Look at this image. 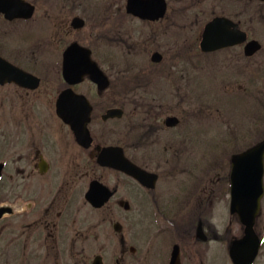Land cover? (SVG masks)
Here are the masks:
<instances>
[{
  "label": "rangeland",
  "instance_id": "1",
  "mask_svg": "<svg viewBox=\"0 0 264 264\" xmlns=\"http://www.w3.org/2000/svg\"><path fill=\"white\" fill-rule=\"evenodd\" d=\"M29 1L37 7L36 16L48 25L47 36L53 31L54 35L64 32V29L60 31L59 25H50V20L58 18V13L54 12L57 9L65 13L60 17L81 16L88 21V30L83 32L87 34L84 41L91 44L94 59L111 76L113 85L110 91L119 89L120 77L138 74L148 65L153 49L159 47L153 43L163 41L160 43L162 47L165 40L171 39L172 45L169 50L165 45V52L179 57L173 70L178 79L174 85V106L176 110L188 107L184 114H189L190 136L187 143H182L178 139L182 135L175 132L171 135V143L161 144L157 152L162 153L163 147L168 146L174 169L185 171L169 186L175 201L173 207L182 205L181 202L185 206L186 200L190 203L198 201L203 196L198 191L199 186L205 187L207 211L209 198L213 197L217 205L215 220L208 212L206 215L207 234L214 241L208 243L193 239L194 242L188 243L183 251L179 264H233L227 240L242 237L244 227L237 216L230 213L227 180L231 171L230 161L235 153L264 140V3L249 0H167V20L159 25H148L131 17H121L126 12L127 0ZM217 15L241 20L251 37L261 41L263 50L253 59L245 58L240 49L210 56L202 54L195 41L200 38L205 24ZM59 21L60 18L56 20L57 23ZM121 29L127 33L123 34ZM91 30L93 37L89 33ZM67 40L70 42L72 39L67 37ZM182 74L185 75L184 81ZM80 89L96 91L97 88L85 83ZM137 118L134 109L129 108L119 122L130 142L135 135L133 127ZM183 127L180 126L179 131ZM60 179L64 184L67 182L62 193L64 203L70 185L74 184L69 176L63 175ZM84 185L81 184L76 192L75 202L66 209L65 206L62 208V212H66L61 218L59 239L54 235L46 239L41 222L35 220V217L40 218L39 213L35 215L34 212L28 217L17 214L10 228L14 253L10 258H0V264H93L97 255L103 256L105 264H169L173 251L171 242L176 239L166 231L154 210H140L135 204L130 210L91 209L84 200ZM182 186H185V191H182ZM43 209V213L50 210L54 221L56 213L53 206L44 205ZM116 223L123 227L125 244L114 229ZM256 232L264 241V197ZM131 247H135L137 252L132 253ZM256 264H264V244Z\"/></svg>",
  "mask_w": 264,
  "mask_h": 264
},
{
  "label": "flooded vegetation",
  "instance_id": "2",
  "mask_svg": "<svg viewBox=\"0 0 264 264\" xmlns=\"http://www.w3.org/2000/svg\"><path fill=\"white\" fill-rule=\"evenodd\" d=\"M166 2V14L157 20L140 18L128 13L127 9L121 17H131L148 25H159L168 18L169 4L167 0ZM37 12L36 7L29 19L10 20L5 15L0 16V57L14 66L20 77L19 81L0 82V258H10L14 253V239L10 228L17 214L22 213L28 217L34 212L35 215L39 213L40 218L34 217L41 222L38 225L42 227L46 239L52 238V235L59 239L62 232L61 218L66 212L63 213L62 208L65 206L66 209L75 202V194L83 183L86 184L82 189L84 200L91 209L130 210L131 205L135 204L140 210H154L166 226V231L176 239L171 242L173 251L169 264H174L176 255L175 264L181 262L183 251L193 239L205 242L209 238L208 243L214 241L207 234L206 220L207 212L214 220L216 218L217 205L214 198H209L207 211L205 187L199 186L198 191L203 196L198 201L190 203L186 200L185 206L181 202L183 206L178 204L173 207L175 201L171 197L169 186L175 177L176 180L179 179L185 171L174 169L168 146L163 147L162 153L157 152L161 144L171 143V135L175 132L182 135V138H178L182 143H187L190 136L189 114H184L188 107L182 106L176 110L174 106V85L178 79L173 70L179 57L175 53L165 52V45L167 50L172 45L171 39L165 40L162 47L160 43L163 41L153 43L155 46L159 44V47L153 49L148 65L145 63L138 74L120 77L117 84L119 89L110 91L113 85L111 76L94 59L91 44L84 41L87 34L83 32L88 30V21L81 16L60 17L65 13L62 9H57L54 12L58 13L60 21L57 23L58 18L52 19L50 25H59L60 31L64 29V32L62 35H54L53 31L52 35L47 36L48 25L43 24L44 21L36 16ZM228 18L238 25V30L246 34V41L231 48L206 53L201 49L200 35L195 41L198 50L210 56L226 50L240 49L245 58H255L263 50L261 41L251 37L241 20ZM121 32L127 33L123 29ZM89 33L91 37L94 36L92 30ZM67 37L72 40L66 41ZM252 41H258L261 49L254 56L248 57L246 46ZM73 45L90 51L91 60L109 81L107 89L101 90L88 75L81 82L66 80L65 53ZM155 54L160 55L159 61L154 60ZM14 71L13 69L12 75ZM184 78L185 75L182 74V81ZM85 83L96 87V91L80 89ZM63 93H68L71 97L86 98L92 108L87 126L89 139H85L83 143L58 114V101ZM129 108L134 109L138 117L133 127L135 135L132 142L119 124ZM111 110H118L115 117H108ZM180 113L182 116H179ZM172 119L176 121H171ZM182 125L184 127L179 131ZM111 148L114 150L111 151ZM236 154L238 153L234 155ZM107 158L119 160L124 169L106 164ZM126 160L143 171L140 178L138 173L133 175L129 172L132 168L126 166ZM63 175L69 176L70 182L74 184L70 185L64 203L62 193L67 182L64 184L60 179ZM227 180L230 189V178ZM181 189L186 190L185 186ZM91 190H94L96 200L102 203L99 208L88 200ZM44 205L53 206L56 213L54 221L50 210L46 209L43 213ZM114 229L123 235L121 223H116ZM121 238L125 244L126 239L124 236ZM55 247L58 250L57 245ZM130 251L137 252L135 247H131ZM97 258L100 259L99 264H105L102 255H97L93 264Z\"/></svg>",
  "mask_w": 264,
  "mask_h": 264
},
{
  "label": "water",
  "instance_id": "3",
  "mask_svg": "<svg viewBox=\"0 0 264 264\" xmlns=\"http://www.w3.org/2000/svg\"><path fill=\"white\" fill-rule=\"evenodd\" d=\"M264 1V0H261ZM166 0H128L127 11L143 19L157 20L165 16L167 11ZM35 7L25 0H0V15L3 13L9 19L30 18ZM81 19H76V21ZM231 20L217 17L204 29L201 48L204 52H214L231 47L246 41L244 32L237 29ZM261 49L257 41L246 46V54L253 55ZM155 61L160 55L153 56ZM14 75H12V71ZM90 76L101 90L109 87V81L97 64L91 60L90 51L78 45L71 46L65 53V78L69 82H81L85 76ZM7 80L19 81L17 69L0 57V82ZM74 106V107H72ZM92 112L86 98L82 96H69L63 93L58 101V113L75 132L83 143L89 139L87 130ZM118 110L109 111L108 117H115ZM171 121H176L172 119ZM111 151L114 148L110 149ZM106 164L115 168L124 169L119 160L106 159ZM128 167L131 164L128 163ZM135 174V168L129 170ZM139 177V175H138ZM264 141L257 146L233 158L232 181V207L233 214H237L245 226L244 236L235 240L230 248V256L234 264H253L260 250V238L255 231L257 217L261 210V199L264 193ZM88 200L96 207L102 206L101 201L94 197V190L88 194ZM177 261V255L174 264ZM96 259L94 264H99Z\"/></svg>",
  "mask_w": 264,
  "mask_h": 264
}]
</instances>
